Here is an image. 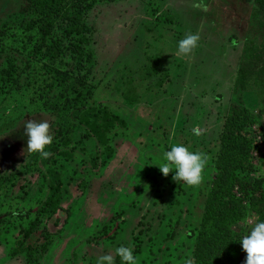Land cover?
Returning a JSON list of instances; mask_svg holds the SVG:
<instances>
[{"label": "rangeland", "instance_id": "rangeland-1", "mask_svg": "<svg viewBox=\"0 0 264 264\" xmlns=\"http://www.w3.org/2000/svg\"><path fill=\"white\" fill-rule=\"evenodd\" d=\"M193 3L98 5L85 21L92 43L83 47L84 58L68 56L56 67L71 74L69 86L81 91L88 82L92 90L87 99L70 92L67 103L26 45L38 38L29 23L36 21L32 4L0 0V264H96L105 254L121 264L114 253L121 244L133 247L138 264H244L239 241L256 218L248 210L223 224L220 244H229L220 257L212 260L210 249L196 244L227 108L242 103L258 124L264 121L260 92L251 87L242 102L230 92L245 45L264 41L253 19L256 13L264 21V0L256 6L254 0H205L207 11ZM189 33L200 35L198 46L179 55L178 42ZM11 58L21 72L14 87L1 79ZM55 103L69 110L53 114ZM89 108L124 122L106 133L110 146L83 139L89 132L71 113ZM29 120L50 125L49 157L26 149ZM249 130L256 137L251 156L258 159L264 147L257 129ZM174 144L207 156L200 185L175 183L174 173L164 177L155 167ZM57 182L62 186L55 197Z\"/></svg>", "mask_w": 264, "mask_h": 264}, {"label": "trees", "instance_id": "trees-1", "mask_svg": "<svg viewBox=\"0 0 264 264\" xmlns=\"http://www.w3.org/2000/svg\"><path fill=\"white\" fill-rule=\"evenodd\" d=\"M27 1L32 4L31 11L36 17V21H29V23L34 25L38 38L32 46L30 41L26 42V45L32 51L34 60H41L42 69L50 75L52 89L55 87L52 81H55L56 87L61 88L60 100L67 98V103H71L67 97L70 92L77 94V99L89 98L92 90L88 82L81 83L82 90L78 91L75 85H68L72 80L71 74L68 71L58 70L56 67L68 56L78 61L84 58L83 47H88L92 43L91 31L85 21L89 13L107 0ZM254 4L256 6V0ZM253 15V19L256 20L254 22L264 29V21H259L256 13ZM263 60L264 41L260 45L253 43L245 45L230 91L238 95L241 102L246 97L244 94L252 91L251 87L260 92L259 98H264ZM7 64L8 68L1 73V79L7 85L17 86L21 74L17 59L11 58ZM199 79L200 84L202 81L206 82L205 79L200 77ZM57 101L59 102V99ZM51 110V113L60 116L61 112L69 109L61 108L55 103ZM71 117L78 125L88 130L89 133L83 137L84 140L95 139L102 146H110L106 133L109 130L114 131L115 124L120 127L124 124L117 114L110 115L105 109L98 111L95 108L85 111L77 109L71 113ZM221 122L217 159L207 186L198 232L201 236H198L196 244V248H202L201 246L209 248L212 260L220 257L222 248L229 244V242L224 245L220 244L221 229L224 223L227 224L236 218L242 219L246 210L256 217L255 221L264 219V178L258 175L262 173L264 176V155L258 159L252 158L251 147L254 148V144H251L256 137L250 134L249 130L254 127L257 129L259 143L264 147V121L258 124L252 111L242 103H231ZM111 138L113 140L114 136L112 135ZM66 160H69L68 156ZM50 164L45 161L46 166ZM252 172H255L253 179L249 177ZM61 186V182L52 186L55 197L59 194ZM234 190H237L240 196L237 197L233 193ZM25 234L29 235L28 232ZM7 258L10 259L9 256Z\"/></svg>", "mask_w": 264, "mask_h": 264}, {"label": "clouds", "instance_id": "clouds-1", "mask_svg": "<svg viewBox=\"0 0 264 264\" xmlns=\"http://www.w3.org/2000/svg\"><path fill=\"white\" fill-rule=\"evenodd\" d=\"M194 8L207 11L205 0H194ZM198 33L186 34L177 45V53L188 56L198 46ZM196 131L195 129L193 130ZM198 134V133H197ZM24 135L27 137L26 149L37 153L42 158L51 155L48 147L53 142V134L47 121L29 120L24 124ZM25 149V150H26ZM207 165V156L203 153L190 151L182 144H174L170 150L163 153L158 166L160 173L167 177L170 173L172 180L183 182L188 186H198L203 180V170ZM239 244L246 253L244 264H264V219L256 220L252 227L240 238ZM115 257H119L121 264H138V257L131 245L121 244L114 250ZM96 264H115L113 255L105 254L97 258ZM186 264H191L190 261Z\"/></svg>", "mask_w": 264, "mask_h": 264}]
</instances>
